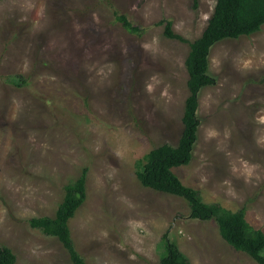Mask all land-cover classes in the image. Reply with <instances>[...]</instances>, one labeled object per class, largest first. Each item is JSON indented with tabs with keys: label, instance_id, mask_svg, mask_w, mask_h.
<instances>
[{
	"label": "rangeland",
	"instance_id": "obj_1",
	"mask_svg": "<svg viewBox=\"0 0 264 264\" xmlns=\"http://www.w3.org/2000/svg\"><path fill=\"white\" fill-rule=\"evenodd\" d=\"M216 0H0V247L17 264H74L30 226L55 217L87 169V199L70 221L87 264H159L165 234L191 264H258L188 202L144 187L137 162L176 146L189 95L188 43ZM115 10L143 30L127 32ZM216 84L200 94L199 140L174 172L204 201L264 232V27L210 54Z\"/></svg>",
	"mask_w": 264,
	"mask_h": 264
},
{
	"label": "trees",
	"instance_id": "obj_2",
	"mask_svg": "<svg viewBox=\"0 0 264 264\" xmlns=\"http://www.w3.org/2000/svg\"><path fill=\"white\" fill-rule=\"evenodd\" d=\"M115 17L127 32L143 34V30L135 26L125 14L115 10ZM161 24H165L167 38L188 43L190 46L186 59L189 95L182 118L183 132L178 144L159 146L139 160L138 179L146 188L186 200L191 218L204 222L215 221L226 243L234 250L249 255L258 264H264V232L248 222L246 208L233 212L219 203H206L198 190L186 186L174 172L176 168L190 165L194 158L201 129L198 114L200 94L204 88L216 84V79L210 74L212 48L224 40L260 32L264 27V0H216L207 28L192 42L174 32L172 21ZM87 172L85 169L78 180L65 187L64 199L55 217H39L29 221L32 228L57 238L74 264H87L75 246L70 229L71 219L87 199ZM162 243L164 254L159 264H191L178 244L171 241L167 234L164 235ZM0 264H17V256L10 248L0 247Z\"/></svg>",
	"mask_w": 264,
	"mask_h": 264
}]
</instances>
